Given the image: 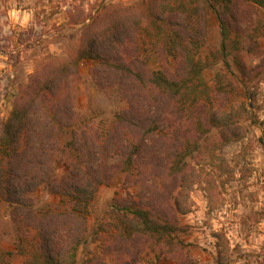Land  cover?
Segmentation results:
<instances>
[{
	"label": "trees",
	"instance_id": "16d2710c",
	"mask_svg": "<svg viewBox=\"0 0 264 264\" xmlns=\"http://www.w3.org/2000/svg\"><path fill=\"white\" fill-rule=\"evenodd\" d=\"M247 2L264 6V0L101 5L96 15L85 17L80 45L67 60L42 66L28 93L0 124V201L12 208L19 229L27 225L23 238L32 236L30 247L20 246L25 264H76L89 230L90 204L99 188L118 176L138 188L135 200L115 205L121 212L120 236L127 242L171 245L178 229L176 215L191 212V191L203 182L197 165L208 158L214 161L213 149L244 136L235 130L233 115L209 104L212 89L204 78L209 64L201 49L211 14L227 40L238 20V7ZM143 43L152 46L161 67L139 63ZM170 59L178 73L165 66ZM83 61H94L98 82L117 86L128 104L106 131L76 127L72 95L64 96ZM237 63L242 68L238 55ZM41 117L42 129L35 124ZM213 129L220 138L209 146ZM66 153V171L58 173L59 156ZM113 154L119 161L109 164ZM219 167L230 170L226 161ZM207 181L212 198L213 182ZM40 187L62 198L60 209L35 205L31 194Z\"/></svg>",
	"mask_w": 264,
	"mask_h": 264
},
{
	"label": "rangeland",
	"instance_id": "374dc122",
	"mask_svg": "<svg viewBox=\"0 0 264 264\" xmlns=\"http://www.w3.org/2000/svg\"><path fill=\"white\" fill-rule=\"evenodd\" d=\"M141 1L0 0V124L28 93L42 66L62 63L78 48L88 22L85 17L96 15L101 5L128 6ZM237 13L227 40L211 14L201 55L209 64L204 71L205 83L212 89L209 104L233 115L235 130L243 138L215 147L214 161L208 158L197 165L203 171V182L191 191V212L176 215L178 229L171 245L125 241L117 228L121 212L116 206L119 200H135L138 188L123 176L102 185L90 204L89 230L76 264H264V6L247 2ZM139 61L152 68L162 64L152 46L144 43ZM94 66V61H83L64 96L72 95L76 127L106 131L128 104L117 86L98 82ZM165 66L179 72L172 59ZM35 124L42 129L43 118ZM37 138L33 133L34 144ZM219 138L213 129L206 145ZM67 140L63 138L64 143ZM68 155L59 156L58 173L66 171ZM118 161L119 156L113 154L109 164ZM222 161L230 166L229 172L219 167ZM209 179L214 187L212 198L206 190ZM31 196L37 207L49 204L60 209L63 204L59 195L44 187ZM19 225L12 208L0 201V264H25L20 246L30 247L32 236L23 238L27 225L22 223L20 229Z\"/></svg>",
	"mask_w": 264,
	"mask_h": 264
}]
</instances>
